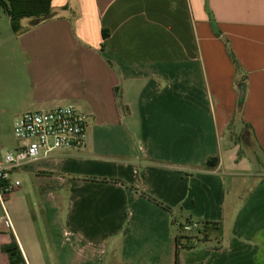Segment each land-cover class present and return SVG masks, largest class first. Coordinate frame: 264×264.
Returning a JSON list of instances; mask_svg holds the SVG:
<instances>
[{"label":"crops","instance_id":"1","mask_svg":"<svg viewBox=\"0 0 264 264\" xmlns=\"http://www.w3.org/2000/svg\"><path fill=\"white\" fill-rule=\"evenodd\" d=\"M51 9L43 24L22 20L20 35L8 16L0 58L21 52L28 92L11 72L0 85L24 93L21 113L83 111L87 145L16 173L40 189L9 197L0 264H175L187 221L219 223L220 233L181 249L180 264H264V170L250 175L228 138L231 125H249L264 157V0H52Z\"/></svg>","mask_w":264,"mask_h":264},{"label":"built area","instance_id":"2","mask_svg":"<svg viewBox=\"0 0 264 264\" xmlns=\"http://www.w3.org/2000/svg\"><path fill=\"white\" fill-rule=\"evenodd\" d=\"M87 128L88 116L73 105L27 111L16 118L14 136L17 145L5 151L0 159V225L10 223L7 202L22 185L16 173L24 166L57 152L85 149ZM196 228V225L186 224L183 229L189 233Z\"/></svg>","mask_w":264,"mask_h":264},{"label":"rangeland","instance_id":"3","mask_svg":"<svg viewBox=\"0 0 264 264\" xmlns=\"http://www.w3.org/2000/svg\"><path fill=\"white\" fill-rule=\"evenodd\" d=\"M8 26V14L3 8H0V33H3ZM10 29L9 26L6 30ZM4 54H9L8 49ZM18 55L17 60L8 61L0 58V72H11L14 77L21 79L26 83L23 92H28V74L26 70L25 59L20 51H16ZM23 92L15 90H7V88L0 85V159L5 151L12 150L17 145L16 138L14 136V122L16 118L24 113H21L20 106L22 105ZM23 93V94H22ZM89 122V121H88ZM229 142L236 145L237 159H248L254 166L253 171L249 174H256L258 169H263L264 157L257 150V145L252 137L251 131L245 125L239 126L237 123L231 125L228 130ZM17 177L22 182V190L29 192L34 196L35 192H38L39 182L30 174L20 172ZM230 178L227 177V189H231V183L228 182ZM180 231V227H179Z\"/></svg>","mask_w":264,"mask_h":264},{"label":"trees","instance_id":"4","mask_svg":"<svg viewBox=\"0 0 264 264\" xmlns=\"http://www.w3.org/2000/svg\"><path fill=\"white\" fill-rule=\"evenodd\" d=\"M52 0H0V8H3L8 16L10 17L11 26L13 32L16 35H20L25 31V28L22 25V20L30 19L32 24L30 26H37L49 21L53 17L51 9ZM104 38L108 36L106 32H103ZM227 52L237 70H240L239 62L237 61L235 55L231 49L227 46ZM244 102V97L241 100L240 106L242 107ZM250 130V126L246 125ZM219 165L218 157H210L207 161V168L214 169ZM119 181V180H114ZM132 189H135L132 187ZM144 197L155 202L156 204L170 210L171 208L161 201L155 199L145 192H140ZM186 224L194 225L191 221H187L185 224L180 225L181 235L177 238V252L175 264H180L179 252L181 249H191L194 247V240H204L210 234V232L215 231L220 233L219 223L215 222H203L200 223V227H197L192 232H185L184 226ZM11 255L17 252L18 248L13 249L9 248ZM13 263H18L19 260H12Z\"/></svg>","mask_w":264,"mask_h":264}]
</instances>
